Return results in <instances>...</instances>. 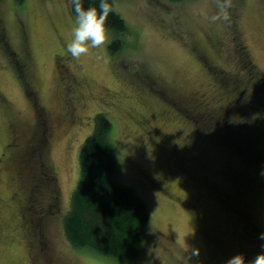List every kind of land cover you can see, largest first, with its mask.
Returning a JSON list of instances; mask_svg holds the SVG:
<instances>
[{
  "label": "rangeland",
  "instance_id": "rangeland-1",
  "mask_svg": "<svg viewBox=\"0 0 264 264\" xmlns=\"http://www.w3.org/2000/svg\"><path fill=\"white\" fill-rule=\"evenodd\" d=\"M69 1L0 0V264H182L188 247L202 264L252 259L264 245V0H233L230 24L209 22L214 0H115L124 44L78 61ZM98 111L112 121L114 179L149 211L132 259L74 246L62 227ZM202 116L232 130L233 147Z\"/></svg>",
  "mask_w": 264,
  "mask_h": 264
},
{
  "label": "trees",
  "instance_id": "trees-1",
  "mask_svg": "<svg viewBox=\"0 0 264 264\" xmlns=\"http://www.w3.org/2000/svg\"><path fill=\"white\" fill-rule=\"evenodd\" d=\"M89 2L90 0H83V6L87 8ZM98 2L99 0H95L97 7ZM108 2L113 11L107 18L106 28L113 36L107 49L110 53H115L124 44L123 39L128 27L115 8V0ZM69 4L71 12L75 15L71 0ZM257 80L254 95H257L258 99L264 98V80L260 77H257ZM255 103L258 109L262 108L261 104L264 106V101H254V106ZM215 119L211 117L209 120L208 117L202 116L199 123L209 128H206L208 131L212 130V137L220 139L225 146L229 144L233 147L236 142L233 131L214 124ZM111 130L112 121L105 112L98 111L93 114L91 131L78 148L77 180L70 192L69 207L62 216V227L67 240L74 246L84 247L115 259H132L141 251L149 225V211L133 188L114 179L118 161ZM235 147L240 149L238 151L242 154L245 152L244 148H239L241 146ZM253 153L256 155L257 152ZM224 172L223 169L222 175ZM213 194L220 203L229 200L221 191ZM233 210L235 211L236 207ZM213 226L220 228L217 219L214 221L210 213L209 227ZM23 229L20 232L22 237H25L27 235Z\"/></svg>",
  "mask_w": 264,
  "mask_h": 264
},
{
  "label": "clouds",
  "instance_id": "clouds-1",
  "mask_svg": "<svg viewBox=\"0 0 264 264\" xmlns=\"http://www.w3.org/2000/svg\"><path fill=\"white\" fill-rule=\"evenodd\" d=\"M74 8L75 19L74 27L71 32V39L66 44V52L74 60H80L87 56L91 49H97L107 46L110 43L107 35L106 21L113 11L112 5L108 0H99L98 7L95 0H90L89 6H83V0H71ZM215 11L208 17L212 24L231 23V13L229 9L233 7V0H214ZM98 59L100 57H97ZM107 62V61H105ZM264 176V170L261 171ZM259 239L264 240V232L259 234ZM264 248V245L261 246ZM199 249L192 247L186 250L182 259V264H202L199 259ZM225 264H264V251L257 253L252 259L246 260L244 255L236 253L229 257Z\"/></svg>",
  "mask_w": 264,
  "mask_h": 264
},
{
  "label": "flooded vegetation",
  "instance_id": "flooded-vegetation-1",
  "mask_svg": "<svg viewBox=\"0 0 264 264\" xmlns=\"http://www.w3.org/2000/svg\"><path fill=\"white\" fill-rule=\"evenodd\" d=\"M25 235H27V234H25ZM261 251H264V248L261 247L260 252H261Z\"/></svg>",
  "mask_w": 264,
  "mask_h": 264
}]
</instances>
